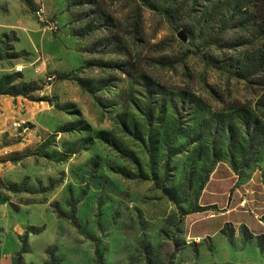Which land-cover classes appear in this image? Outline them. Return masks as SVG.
<instances>
[{
	"label": "rangeland",
	"instance_id": "374dc122",
	"mask_svg": "<svg viewBox=\"0 0 264 264\" xmlns=\"http://www.w3.org/2000/svg\"><path fill=\"white\" fill-rule=\"evenodd\" d=\"M224 1L49 0L60 54L40 72L4 37L0 88L25 94H0V264L32 227L25 264H97V246L104 264H178L198 218L264 222V71L238 75ZM72 201L78 228L56 212Z\"/></svg>",
	"mask_w": 264,
	"mask_h": 264
},
{
	"label": "crops",
	"instance_id": "0c3cea01",
	"mask_svg": "<svg viewBox=\"0 0 264 264\" xmlns=\"http://www.w3.org/2000/svg\"><path fill=\"white\" fill-rule=\"evenodd\" d=\"M40 1L0 0V43L4 37L14 34L17 37L15 51L36 54L38 64L48 62L43 53L52 45L53 50L60 54L56 50L61 43L57 36L62 32L59 19L53 16L48 4L49 0H44V5L48 14L57 22L58 28L52 29L38 20L36 9ZM52 53L50 49L49 54ZM234 211V208H230L224 212L228 216L218 214L194 220L190 230L186 231L187 244L177 263L264 264V244H260V239L264 237V222L250 215L236 217ZM225 224H233L236 233H224Z\"/></svg>",
	"mask_w": 264,
	"mask_h": 264
},
{
	"label": "trees",
	"instance_id": "16d2710c",
	"mask_svg": "<svg viewBox=\"0 0 264 264\" xmlns=\"http://www.w3.org/2000/svg\"><path fill=\"white\" fill-rule=\"evenodd\" d=\"M199 1L200 0H196L193 5L197 4ZM192 8H194V6L190 9ZM215 15V13H212L208 16V19L203 24H200L198 29L203 32L205 26ZM215 18L218 20L217 23L220 25L221 32L225 33L230 28H234L235 25H237V28H242L244 31L242 34L244 40L241 45H244L245 51L243 52V57L239 58L238 61V75L246 80L251 79L255 75H260L264 71V0H225ZM192 32L194 33V30H192ZM192 38H195V35H192ZM213 43L221 45L219 36L216 35L213 37ZM171 63L174 64L175 62L171 61ZM19 93L25 94V92H14L12 88H0V94L17 95ZM71 205L72 213L70 215L66 214L60 208L56 210V212L59 218L69 220L73 226L78 228L75 215L76 201H72ZM34 229L35 227H32L24 234L21 251L16 264H25L23 255L27 253L29 249V234L30 232L38 233V231ZM95 253L97 264H104L103 254L99 246L96 247ZM49 264H55V259L53 257Z\"/></svg>",
	"mask_w": 264,
	"mask_h": 264
},
{
	"label": "built area",
	"instance_id": "2783aa9c",
	"mask_svg": "<svg viewBox=\"0 0 264 264\" xmlns=\"http://www.w3.org/2000/svg\"><path fill=\"white\" fill-rule=\"evenodd\" d=\"M36 17L40 22L49 26L52 29H57L58 24L57 22L48 14L46 7L44 5V0L40 1L39 7L36 9ZM47 66V61H42L40 64L36 65V72L43 71ZM44 68V69H43ZM54 76L50 75L49 79H53Z\"/></svg>",
	"mask_w": 264,
	"mask_h": 264
},
{
	"label": "water",
	"instance_id": "95a60500",
	"mask_svg": "<svg viewBox=\"0 0 264 264\" xmlns=\"http://www.w3.org/2000/svg\"><path fill=\"white\" fill-rule=\"evenodd\" d=\"M181 34L183 35V32H181Z\"/></svg>",
	"mask_w": 264,
	"mask_h": 264
}]
</instances>
